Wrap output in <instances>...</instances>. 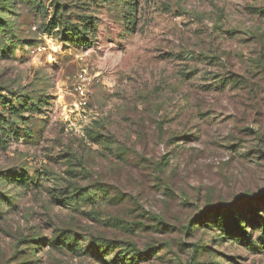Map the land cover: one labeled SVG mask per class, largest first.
Returning a JSON list of instances; mask_svg holds the SVG:
<instances>
[{
	"label": "rangeland",
	"instance_id": "1",
	"mask_svg": "<svg viewBox=\"0 0 264 264\" xmlns=\"http://www.w3.org/2000/svg\"><path fill=\"white\" fill-rule=\"evenodd\" d=\"M61 1L68 21L95 20L89 44L47 32L52 0L36 13L17 3L15 36L0 41V93L27 105L0 140V262L17 247L15 264H105L50 245L72 228L155 246L138 264H264V220L247 213L258 249L193 221L264 197V0H126L132 23L100 0ZM97 182L117 202L60 204L71 183Z\"/></svg>",
	"mask_w": 264,
	"mask_h": 264
},
{
	"label": "trees",
	"instance_id": "2",
	"mask_svg": "<svg viewBox=\"0 0 264 264\" xmlns=\"http://www.w3.org/2000/svg\"><path fill=\"white\" fill-rule=\"evenodd\" d=\"M82 1V0H77ZM101 2L109 3L110 5L121 8V16L127 19V23L134 17L136 10V3H132L126 0H100ZM46 0H0V41L8 39L12 42L14 38V31L12 22L8 19V14L13 12V8L18 4L24 5L30 12H42L47 10ZM80 4H76V7L83 8ZM86 4V3H85ZM129 5V6H128ZM51 6L53 7V17L47 24V32L52 34L55 30L60 34V38L66 42L71 43H84L89 44L91 42V36L95 33V20L92 16H81L82 20L79 23L70 22L64 18V11L69 10V5L63 3L61 0H52ZM128 6V7H127ZM123 8V9H122ZM128 8V9H127ZM128 10V11H127ZM261 16L264 17V9L259 11ZM78 16V15H77ZM80 16V15H79ZM9 46H0V53H7ZM226 84V82H225ZM0 104H3V109L0 110V140L7 136V126L11 119L21 118L22 113L27 109V105H16L12 100H9L5 95L0 93ZM5 105L9 106L6 108ZM6 110H9L6 113ZM95 136L100 137L98 132H94ZM109 150H114L120 157L125 155V150L119 147L114 148V142L112 140L106 141ZM123 151H118V150ZM20 179H15L16 182H25L28 184V175L23 174L19 176ZM28 180V181H27ZM254 195H244L242 199H238L231 205L223 207V204L210 205L204 208L193 221L196 224L207 225L213 224L221 232V235H225L223 239L226 240H239L247 245L251 249H258L259 245L252 239L250 234L247 233L248 227V212H250L253 218V225L255 222L260 223L264 220L259 215V211H263L260 203L264 202V197L258 198ZM118 197L113 195L112 191L105 187L102 183H92L88 188H80L74 183H71L66 193L62 194L59 198L60 204L75 211H82L85 206H96L101 202L114 203L117 202ZM237 200V199H236ZM83 212V211H82ZM95 211H92V213ZM124 221L116 220L112 222L113 225L120 224ZM192 222L188 223V227L191 228ZM261 225V224H260ZM220 228V229H219ZM228 235V236H227ZM264 240V237H260ZM32 241L39 245H42L44 239L41 237L33 238ZM50 245L57 246L61 250L67 248L76 256H91L98 260H101L105 264H138L141 261H146L157 253L155 246H150L145 251H141L137 248L136 244L130 240L122 241L118 239L109 238L101 233H95L92 229L85 232H77L72 228L59 229L57 234L49 241ZM85 243H88L85 245ZM264 244V241H263ZM264 250V249H260ZM17 247H14L10 256L4 257L2 253L3 261L0 264H15V255L18 253ZM22 263L18 264H30L32 261L24 259ZM191 264H199L197 261L191 260Z\"/></svg>",
	"mask_w": 264,
	"mask_h": 264
}]
</instances>
